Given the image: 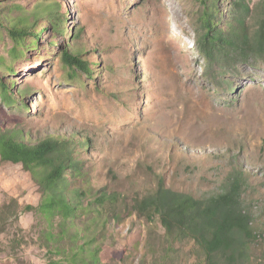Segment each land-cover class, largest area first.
Masks as SVG:
<instances>
[{"label":"rangeland","instance_id":"rangeland-1","mask_svg":"<svg viewBox=\"0 0 264 264\" xmlns=\"http://www.w3.org/2000/svg\"><path fill=\"white\" fill-rule=\"evenodd\" d=\"M262 2L222 0L220 26L243 15L254 31ZM0 9L34 35L16 45L0 29V129L30 146L68 142L82 167V177L67 173L70 197L117 195L121 220L107 217L105 231L93 235L100 264L199 263L191 242L175 249L159 221L135 214L133 201L161 182L208 200L236 174L245 183L240 209L255 230L247 255L264 264V59L237 55L209 65L197 43L196 0H0ZM70 43L92 75L66 70L61 55ZM2 84L13 103L2 99ZM38 182L0 157V264H72L71 253L43 245Z\"/></svg>","mask_w":264,"mask_h":264},{"label":"trees","instance_id":"trees-1","mask_svg":"<svg viewBox=\"0 0 264 264\" xmlns=\"http://www.w3.org/2000/svg\"><path fill=\"white\" fill-rule=\"evenodd\" d=\"M196 1L202 8L199 18L202 34H199L197 43L209 65L220 60L230 62L238 56L255 55L264 59V0L261 12L257 9L259 21L254 31L243 15L233 17L230 23H226L227 27L220 26L222 0ZM239 3L237 1L236 5ZM247 11L248 7L240 6V12ZM1 28L9 32L16 45L32 35L29 27L13 25V21L0 9ZM76 49L72 45L63 51L61 60L64 67L74 75H78L79 70L92 75L88 62ZM18 54V48H14L12 55ZM1 96L5 102H14L9 87L4 84L1 85ZM0 157L3 162L23 165L39 181L43 200L38 212L45 225L44 247L52 254L71 253L69 263L72 264L78 261L100 264L98 249H91L96 243L93 235L105 231L102 221H109L107 217L121 220L119 199L116 194L102 189L77 191L73 197L67 195V173L73 171L82 177L81 163L76 161L75 152L68 142L50 137L30 146L17 139L12 130L5 132L0 129ZM243 181L236 174L223 194L208 200L171 191L161 182L155 191L136 197L132 209L149 224L159 221L166 241L171 246L175 245V249L179 244L191 242L192 252L201 260L197 264H250L247 254L255 238V230L249 214L240 209L245 186ZM33 209L26 208L28 211ZM84 217L87 220L79 225ZM171 246H168L170 250L166 249L167 253L172 250ZM87 256H90V262Z\"/></svg>","mask_w":264,"mask_h":264}]
</instances>
